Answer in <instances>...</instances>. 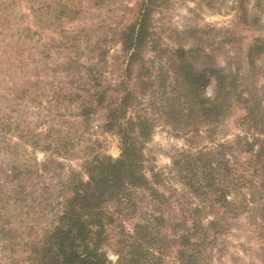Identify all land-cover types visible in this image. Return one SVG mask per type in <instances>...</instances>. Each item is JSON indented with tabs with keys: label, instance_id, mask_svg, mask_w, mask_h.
<instances>
[{
	"label": "trees",
	"instance_id": "obj_1",
	"mask_svg": "<svg viewBox=\"0 0 264 264\" xmlns=\"http://www.w3.org/2000/svg\"><path fill=\"white\" fill-rule=\"evenodd\" d=\"M225 1L244 32L238 26L212 29L209 42L195 34L187 37L191 42H167L154 16L170 0H136L131 18L113 31L120 46L117 80L101 42L90 63H66V71L79 76L70 82L71 92L55 91L51 100L77 106L86 126L103 113L101 127L120 136L121 154L85 160V180L60 160L61 152L75 149V140L51 130L35 142L52 152L43 160L25 152L2 161L0 264H264V0ZM23 2L0 0V43L17 36ZM31 3L35 24L57 25L64 48L71 40L64 24L83 14V6L72 0H45L38 8ZM244 33L252 34L246 45ZM238 111L242 132L233 141L193 143L167 170L149 166L145 151L156 121L178 133L199 135L206 126L215 134ZM2 122L0 116V127ZM140 193L153 210L126 233L125 219L139 212L134 198ZM118 221L123 240L114 262L105 245L107 227Z\"/></svg>",
	"mask_w": 264,
	"mask_h": 264
},
{
	"label": "rangeland",
	"instance_id": "obj_2",
	"mask_svg": "<svg viewBox=\"0 0 264 264\" xmlns=\"http://www.w3.org/2000/svg\"><path fill=\"white\" fill-rule=\"evenodd\" d=\"M42 1L45 0H34L35 7L38 8ZM72 2L81 4L85 10L78 19L69 20L64 24L71 40L75 33L79 35L77 42L69 39L67 45L60 49L61 43L66 42L61 40L62 34L58 33L60 28L57 25L44 29L40 25L37 26L36 14L30 10L31 0H24L17 8L20 13L18 17L25 16L16 26L17 36L0 43V54H3L0 63L4 66L0 68V116L3 119V127H0V164L2 161H14L17 154L25 152L43 160L52 152H43L40 147L35 146V142L38 134L52 130L54 137L63 133L62 136L69 135L70 140H75V149L71 152H61L60 160L67 170L74 169L84 173L86 180L88 177L84 170L85 160L96 154L118 158L121 154L120 136L101 127L103 113L93 116L88 126L81 124V119L76 116L77 106L70 105L67 101L57 104L51 100L57 96L52 93L55 94L58 90L60 93L65 90L71 92L70 82L79 74L75 70L66 71V63L71 58L78 62L90 63L91 58L99 54L98 42L109 52V66L115 70L114 75H111L112 79H118L121 64L115 57L120 52V46L113 31L120 28L123 22H128L132 16L131 8H134L137 2L103 0L98 6L96 0ZM236 15L237 12L231 9V3L225 0H170L167 7L160 8L155 13L154 19L156 28L161 30L167 42L183 38L184 42H191L187 37L192 34L196 35V39L209 42L215 35L212 29H234L238 26ZM238 28H241L239 32L243 31L242 27ZM244 34L243 37L247 38L244 43L246 45L251 42L252 34ZM170 36H173L171 38L174 41L170 40ZM72 42L73 49L70 46ZM75 49L80 50L79 54ZM49 67L51 69H47ZM134 77L138 83V74ZM213 83V80L206 82L204 91L207 95L211 94ZM137 85L141 92L139 97L142 98V86L140 83ZM146 94L149 98L152 96L150 92ZM149 110L152 114L155 109L149 106ZM241 115L242 111H238L215 134L209 132L206 126L201 127L199 135L178 133L162 121H156L158 123L153 138L145 151L149 166L155 171L167 170L172 164V159L182 150H189L193 143H198L196 146H212L211 142L233 141L234 137L242 132L238 122ZM134 199L140 209L139 212H131V215L129 213L130 219H125L126 233L140 220L141 214L153 210L150 208L152 204L145 200L141 193L136 194ZM109 208L110 212H114L116 205L111 204ZM122 231L123 225L120 221L107 227L105 248L114 262L117 261L118 252L122 248Z\"/></svg>",
	"mask_w": 264,
	"mask_h": 264
}]
</instances>
